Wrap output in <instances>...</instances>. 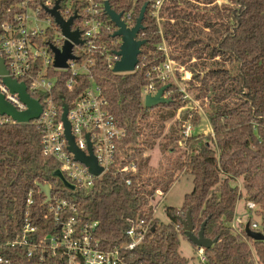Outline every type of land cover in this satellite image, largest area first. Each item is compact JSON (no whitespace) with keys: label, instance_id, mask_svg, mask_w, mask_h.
Returning a JSON list of instances; mask_svg holds the SVG:
<instances>
[{"label":"trees","instance_id":"1","mask_svg":"<svg viewBox=\"0 0 264 264\" xmlns=\"http://www.w3.org/2000/svg\"><path fill=\"white\" fill-rule=\"evenodd\" d=\"M16 1L0 0V18ZM153 1L109 0L116 13L131 11V26L146 4L139 32L146 43L133 72H113L99 51L92 56L94 64L89 73L79 75L71 90L65 87L68 71L50 72L56 78L53 96L63 94V101L69 105L89 85V77L94 80L116 125L125 132L119 142L121 156L136 163L137 173L129 185L125 174L111 171L91 187L71 191L53 175L57 162L42 155L40 131L33 123L1 125L0 256L8 262L0 264H66L65 259L50 252L40 260L28 257L25 247L6 245L20 235L26 217L35 227L36 239L57 233L58 226L44 204L38 183L50 187L52 202L66 199L77 206L83 222H98L96 237L103 250L129 242L125 232L140 219L149 223L144 239L124 252L125 264H188L179 251L180 238L188 240L181 223L187 211L194 234L205 222L204 237L216 239L203 250L201 264H264V238L254 241L241 228L243 238L228 226L242 196L231 182L240 178L245 199L257 206L256 230L264 236V0H226L220 4L217 0L163 1L160 29L168 55L190 72L187 91L206 110L212 134L183 136L179 133L183 128L178 127L183 123L181 116L160 141L167 167L158 176H153L144 152L153 149L165 122L173 119L187 100L167 83L169 103L152 108L143 105L141 91L147 84L146 73L165 59L157 50L161 35L151 16ZM101 18L111 27L110 31L101 30L104 42L119 39L113 36L115 26L109 17L102 12ZM118 47L109 52H116ZM163 85L156 83L157 88ZM199 121L193 113L192 126ZM180 139L183 152L175 144ZM173 153L178 154L171 156ZM176 169L192 176L193 187L180 208L165 207L168 222L164 223L154 216L149 203L156 193L164 195L177 180L172 178ZM248 221L252 229L251 219Z\"/></svg>","mask_w":264,"mask_h":264},{"label":"built area","instance_id":"2","mask_svg":"<svg viewBox=\"0 0 264 264\" xmlns=\"http://www.w3.org/2000/svg\"><path fill=\"white\" fill-rule=\"evenodd\" d=\"M56 1L18 0L1 14L0 57L4 62L6 74H0V95L17 112L27 109V105L21 100L19 94L11 91L5 83L4 78L7 77L17 83H23L26 93L40 104L39 117L26 123H33L40 131L41 153L57 162L53 175L61 181L64 187L71 191L79 187L89 188L111 171L125 174V183L129 185L131 177L137 173V165L133 160H126L121 156L119 142L125 132L116 125L100 87L89 77V85L72 98L69 105L63 101V94L53 96L52 90L56 78L50 73L52 70L68 71L70 77L65 81V87L71 90L77 84L79 75L89 73L90 67L94 64L92 56L96 51L105 55L107 66L112 70L120 59L117 52L120 49L121 38L118 36L119 39L110 40L109 43L102 39L101 30H111L110 25L101 18V13H105V0H59L57 11L60 17L66 21L75 15L70 30L79 32V39L82 43H72L74 59L66 61L67 67H55L50 45L61 49L67 40L59 25L47 12L54 8ZM163 1L154 0L152 2L151 16L155 18L161 35L157 50L163 53L165 59L163 62L153 64L147 71V84L141 91L142 101L147 94L156 93L159 89L156 83L165 85L176 73L175 63L168 55L169 50L160 29L159 13ZM121 19L127 27H132L130 25L131 11L122 15ZM117 46L119 47L116 52H109L110 48L114 50ZM180 72L183 73V80L188 79L189 75L183 68ZM168 94L166 90L163 93L165 97ZM35 95L37 98L34 97ZM64 104L67 106L66 118L70 124L74 144L78 150L89 155L88 142L90 143L92 154L98 167L101 168L97 175L92 173L88 166L77 161L73 152L68 149L62 121ZM6 124H18V122L11 116L0 113V126ZM183 135L189 136L187 129L183 130ZM64 183L71 187L65 186ZM238 192L241 193L239 190ZM241 198L244 200L246 210L255 211L257 209L254 202L246 200L244 196ZM154 200L155 195L151 201ZM27 203H31V195ZM44 204L48 205V212L58 226L57 233L36 239L35 227L26 217L20 235L8 241L6 245L25 247L28 257L37 256L40 260L46 252H50L51 255H58L65 259L66 264H125L124 252L135 248L149 230V223L140 219L125 232L129 242L122 243L112 250H103L96 237L97 221L83 222L77 206L66 199H55L52 202L50 197L49 202L45 203L44 200ZM152 208L155 213L156 208L154 206ZM247 223L250 224L249 221H243L234 214L228 226L235 234L243 237L241 228L245 230ZM257 227L256 222H251V230L257 231ZM0 262L7 263L8 259L0 256Z\"/></svg>","mask_w":264,"mask_h":264},{"label":"water","instance_id":"3","mask_svg":"<svg viewBox=\"0 0 264 264\" xmlns=\"http://www.w3.org/2000/svg\"><path fill=\"white\" fill-rule=\"evenodd\" d=\"M58 2L54 8L47 10V12L53 17L54 21L59 25L62 33L67 37V40L64 42L61 49L50 45V50L53 53V65L55 67L64 68L67 67L66 61L68 59H74V55L72 54V43L80 44L82 41L79 39V32L77 30L71 31L70 25L72 23L73 15L68 20L64 21L57 9ZM146 9V4H144L139 14L136 18L135 24L132 27H127L125 22L121 19L122 14L116 13L114 10L110 8L109 0L104 1V10L105 13L109 16L111 22L116 26L117 30L114 32L113 36H119L121 38L120 49L117 52L120 59L115 63L113 67V72L115 73H129L133 72L138 63V55L140 53L141 47L146 43L144 39L138 38L139 32L142 29V20L144 17V12ZM0 74H6L4 62L0 57ZM5 83L9 86L11 91L17 92L21 98V100L27 105V109L22 112H17L10 106L0 95V113L7 114L11 116L18 123H26L31 120H34L39 117L41 112L40 104L32 99L25 90V85L23 83H17L14 80H11L7 77L4 78ZM170 86V84H165L160 87L154 95L147 94L144 98L143 105L146 108H152L154 106L160 104H166L171 101V98H167L163 95L164 91ZM67 114V106L63 105V114L62 121L64 124V135L68 141V149L73 152L74 157L77 161L82 162L86 166L89 167V170L94 174H99L101 168L98 167L95 157L92 154L90 143L88 142V150L89 155H85L82 151L78 150L76 145L74 144L73 136L70 132V124L66 118ZM55 175L60 176L58 173ZM65 186L71 187L70 185L64 183ZM40 193L45 196V203L50 200V188L46 184H37ZM184 234L186 235L188 241L193 244L198 249H207L209 248L215 240H210L205 238L203 235L205 222L202 223L197 234L193 233V225L190 217V212L187 211L184 219L181 220ZM245 232L247 237L250 239L257 241L262 240L264 238L263 234L259 231H254L249 228V224L245 225Z\"/></svg>","mask_w":264,"mask_h":264},{"label":"rangeland","instance_id":"4","mask_svg":"<svg viewBox=\"0 0 264 264\" xmlns=\"http://www.w3.org/2000/svg\"><path fill=\"white\" fill-rule=\"evenodd\" d=\"M226 0H217L218 4L225 2ZM174 68L176 69L175 76L171 78L169 83H172L178 92L183 95V99H186V103L183 107H180L175 114L173 119L168 120L165 122V128L163 130L162 135L155 139V145L153 149H147L144 152L143 156H149V168L153 173V176L160 175L167 167L166 162L160 152L159 144L164 134H168L171 126L176 124V121L180 119L182 116V124L178 127L183 128V130H188L189 136L190 135H208L212 134V129L210 127L208 117L206 114V110L204 107L201 106V103L196 101L191 93L187 91V82H189L191 75L190 72L183 67L177 66L175 64ZM183 68L184 71L188 73V79L183 80L182 75L183 73L180 72V69ZM193 113H197L200 117V121L197 126H192L191 118ZM181 120V119H180ZM183 130L179 133L183 135ZM184 136V135H183ZM183 140V139H182ZM180 139V141L176 142L175 144L178 146V149L183 152L185 150L184 142ZM178 153L170 154L171 156H177ZM172 178H176L177 180L173 181L170 184L168 191L162 195L161 193L155 194V200L152 202L150 201V205L154 206L155 213L154 216L158 217L160 221L166 223L168 222L165 214L164 209L165 207H175L180 208L183 203V199L185 194L189 193L192 190V176L185 174V171L174 170ZM231 185L237 186L238 190L241 192L242 197L244 196V191L242 189V180L240 178H236L234 181L231 182ZM160 201L158 204L157 202ZM151 206V207H152ZM235 216L240 217L243 221H248V218L251 219V222H256L259 224V216L255 213V211H248L244 207V200L241 198L236 203L235 207ZM180 254L188 260V264H201L204 261L203 257V249H198L186 239L180 238V245H179Z\"/></svg>","mask_w":264,"mask_h":264}]
</instances>
